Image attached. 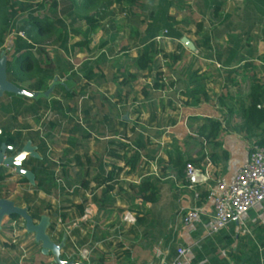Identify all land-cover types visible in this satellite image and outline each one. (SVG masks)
Instances as JSON below:
<instances>
[{"label": "crops", "instance_id": "1", "mask_svg": "<svg viewBox=\"0 0 264 264\" xmlns=\"http://www.w3.org/2000/svg\"><path fill=\"white\" fill-rule=\"evenodd\" d=\"M157 1L148 0L150 14ZM234 1H238L237 9L223 16L222 47L215 44L221 35L218 32L211 35L197 30L190 42L184 41L182 24L175 27L180 40L166 37L156 43L158 32L149 43L154 42L157 49L163 45L159 55L181 54V60H165L161 67L155 63L157 55L150 71L143 74L134 61L148 31H132L136 45L122 44L117 57L109 58L104 49L116 43L118 33L113 25L121 15L126 14V20H142L138 17L145 1L137 0L139 7H132L129 0H113L98 13L96 35L101 43L93 64L95 78L83 77L78 93L82 126L78 130V170L65 175L68 181H79V190L53 194L30 190L25 194L47 201V206L33 204L28 196L14 201L4 188L0 193V199L25 210L33 225L45 224L44 234L55 252L28 233L21 218L3 217L0 264H168L177 248L186 250L185 264H264V203L246 213L242 223L212 234V206L206 200L214 181L232 179L247 162L255 139L235 129L241 124V105H246L252 83L264 87V40L250 42L256 34L254 27L264 25V0L250 1V7L247 0ZM167 2L171 4L168 15L177 25L174 13L179 15L181 1ZM215 5L213 0H202L196 18L211 21ZM200 32L205 34L200 36ZM70 48L64 54L70 56ZM222 53L219 62L216 56ZM186 55L191 60L183 61ZM59 67L67 71L54 78L66 87L78 74L72 66ZM155 67L162 71L151 85L148 78ZM210 120L220 123L218 147L198 133ZM135 153L139 160L131 167ZM180 160L195 167L189 183L184 180V169L180 172L178 168ZM207 161L209 180L205 177ZM143 181L155 186V202L141 200ZM4 182L0 190L8 185ZM149 193L147 189L145 194ZM61 196L68 199L64 204H60ZM192 208L199 211L200 220L184 227L180 214Z\"/></svg>", "mask_w": 264, "mask_h": 264}, {"label": "rangeland", "instance_id": "2", "mask_svg": "<svg viewBox=\"0 0 264 264\" xmlns=\"http://www.w3.org/2000/svg\"><path fill=\"white\" fill-rule=\"evenodd\" d=\"M52 0H22L21 3H17V0H13L11 2L12 6L14 7V10L18 12V16L15 18L16 21L21 20L23 17L24 19H28L31 16H36L38 18H43L44 16L51 17L52 16V11H53V5H52ZM145 1V9L141 12V15L138 18H141L142 20L137 19L136 21L128 19L126 14L121 15V19L117 23H114V29L116 31L117 37H116V43L110 44L109 49H104L105 52H107V56L112 58V56L117 57L118 54L122 52V44H127L129 46H135L136 45V39L133 37L132 31H143L145 30V34L148 31L149 26L152 24L151 19H150V13L148 12V5L147 2L148 0H143ZM168 1V0H167ZM179 0H172V2H178ZM181 4L179 6V9L181 11L178 12L179 15H176V20H178L177 25H175L176 22L171 21L173 24V28L175 27H180L182 24L185 32L184 38H182L184 41H191V38L197 30L203 29L204 32H210L211 35H214L215 32H218L219 34L223 32L225 28V22H224V14L227 12H233L235 9L238 7V1L234 0H218V3L220 4L219 11L217 16L211 17V21L209 20H201L196 18L195 14L198 12L199 7L198 4L202 2V0H180ZM247 6L250 7V1L254 0H247ZM57 2V16L59 19L62 21L64 30L68 32V45L74 46L76 43H82L84 40L87 39L86 42H88L87 45V52H83L85 47H75L74 49H71L70 56L69 54L61 51L58 49L55 45H53L54 40L56 39V33L54 34L50 33L47 35L41 34L39 37L40 39V44L36 45L34 49L31 51L32 56L34 59L39 61V64L42 68H45L47 64L56 66H64L65 68L69 69L70 66L74 68V70L77 72V78L72 79L70 82L65 83L67 89L71 90L75 96L74 100L72 101H65L62 99V92L58 90V92L55 91V88L57 90V86L54 88L52 94L50 95L49 99L52 100H59L64 104V106H76V114L68 117L65 120H61L57 114L53 110L50 111H45V109L41 108V106H37L34 104L32 100L25 101V106H30L35 109L36 115L33 113H30L28 115H24L22 117H18L16 122L13 124V127L9 130V132L15 133V130H20L21 131V144L24 143L26 140H30L34 134H37L41 137V139L44 140L46 151H45V156L44 160H42L43 164V169L42 172L39 173L37 177V182L38 180L42 179H48L46 183L42 187H38L37 189L30 188L27 184H22L20 182V176L16 175L12 169H8L10 177L7 179L8 185L2 187L0 193H2V188H4V191L8 192L9 194H12V197L14 201L20 200L21 198H25V196L29 197V200L34 203H39L40 206H47L49 203L45 200H38V198L34 195L28 194L25 195L28 191H43L46 194H53L56 191H61L64 192L69 191V192H75L79 190V181L78 180H72L68 181L65 179V175L68 174L69 172H75L78 170V164L76 161V156H78V146H79V131L76 129V124L77 122H80V117H81V112H80V99H79V90L80 86L83 85L82 78H83V73L81 71V68L79 67L80 63H84L85 61L90 62V59L92 60L90 63H97L96 61L98 58H95L98 54L99 50V44L101 43L99 40V37L96 35L97 32H91L90 35L84 39L83 33L86 32L89 27L87 23L84 21V19H77L75 17V14L82 15L84 14L83 12L73 10L71 8L70 3L65 2L64 4L60 3L59 0ZM158 2V1H157ZM129 3L131 4L132 7H139L137 5V0H129ZM28 5V8L24 12V14L20 12V7L22 5ZM121 9L123 10V5H121ZM118 7H115L112 10H117ZM178 11V10H175ZM74 14V15H73ZM98 11H89L87 12V15L90 16H97ZM175 19V18H174ZM101 22V21H100ZM140 22H143V24H140ZM107 26H110V22H106ZM105 24V23H103ZM180 24V25H179ZM175 25V26H174ZM56 26V25H55ZM200 26V27H199ZM57 28V26H56ZM256 28V29H255ZM254 30H256V36L253 35L254 37L252 38L253 40L250 41L253 45L257 44V42L261 41L260 39L264 40V25H257L254 27ZM161 32V33H160ZM164 30L159 31V36H162ZM78 33V34H76ZM132 33V34H131ZM205 33L200 32V36H203ZM146 37L144 35L143 39ZM7 38V39H6ZM4 40V44L0 47V53L1 52H6L8 61L13 60V56H19L18 54H14L15 48L13 46V43H10L9 37L6 36ZM166 38V37H165ZM164 38V39H165ZM206 38V37H205ZM202 38V39H205ZM163 39H159L158 41H155L156 43L161 42ZM6 41V42H5ZM129 41V42H128ZM217 41V42H216ZM215 44L217 46L222 47L225 44V38L223 36V33H221L220 36L216 38ZM121 42L120 46H117V44ZM264 42V41H263ZM162 44H160L161 49ZM42 48L43 49V54L42 57L39 56L37 53L36 49ZM112 50V53H109V51ZM85 51V50H84ZM163 51V50H162ZM14 54V55H13ZM167 54V53H166ZM162 55V54H161ZM161 55H158L156 57L157 59L155 60V63H158V66L160 65L163 67L167 61L162 58ZM93 58H95V61H93ZM119 58V57H118ZM122 60V57H120V61ZM183 60V59H182ZM191 60V57L189 55L185 56V60L183 61H188ZM21 62V59L17 57L16 62H15V67L18 70V64ZM135 68V67H134ZM95 69V68H94ZM93 69V71H94ZM132 71L134 69H131ZM81 71V73H80ZM136 71V69H135ZM162 71L161 69H158L157 67L154 68L153 73L150 75V81L151 85L154 83V81H157V72ZM55 74L58 75L59 73L55 70ZM79 76V77H78ZM32 77V81H34L37 77ZM10 79V78H9ZM8 79V80H9ZM145 79V78H144ZM30 81H26L23 83H20V87L23 89H28ZM52 81H49L47 85H50ZM60 82V81H59ZM143 80H139L140 84H143ZM82 83V84H81ZM139 84V85H140ZM141 86V85H140ZM138 88L135 87V89ZM139 90V88L137 89ZM111 93V92H110ZM15 96V95H14ZM20 97V96H18ZM5 96L0 100V102L5 103ZM24 106V107H25ZM5 118L4 112L1 110L0 112V128L4 127L1 122ZM37 119V121H35ZM72 118V121L70 122L69 119ZM59 122V126L54 129L53 131H49L48 122ZM29 128V129H25ZM80 128L82 129V126L80 125ZM79 128V129H80ZM74 140V145H70V140ZM75 170V171H74ZM6 184V182H4ZM65 193V192H64ZM38 194V193H37ZM3 200V199H2ZM68 200L67 198L60 197V204H64ZM73 201V199H72ZM70 200V202L72 203ZM9 202V201H8ZM11 203V202H10ZM56 205V203H55Z\"/></svg>", "mask_w": 264, "mask_h": 264}, {"label": "trees", "instance_id": "3", "mask_svg": "<svg viewBox=\"0 0 264 264\" xmlns=\"http://www.w3.org/2000/svg\"><path fill=\"white\" fill-rule=\"evenodd\" d=\"M13 0H0V47L4 44V40L6 36L9 33H15L18 31L24 32L26 35L27 40L30 43H27L26 41L18 38V37H12L10 40V43H13V46L15 48L14 54H18L17 56L19 59H21V62L18 64V70L15 67V62L17 57L13 56L12 61H7V79L8 81L14 84L17 87H20V83L23 82H29L28 91L33 92H43L47 90L48 86L47 83L49 81H52L55 77V70L59 73L60 77H63L65 75L66 69H63L59 67V65L52 66L48 65L45 68H42L39 64V61L34 59L32 56L31 51L34 49V47L38 44H40L39 37L41 34L47 33V35L50 33L54 34L56 33V39L53 42V45H55L58 49H60L63 52H68V32L64 30L62 21L57 16V0H52L53 5V11L52 16H44L43 18H38L36 16H31L28 19H24V17L21 20L16 21V17L18 16V12L14 10V7L12 6L11 2ZM22 0H17V3H21ZM60 3L64 4L65 2L70 3L71 8L73 10H77L80 12H83L84 14L79 15L78 13L75 14V17L77 19H84V21L87 23L89 29L84 32L82 35L84 39H86L90 33L95 32L97 28L99 27V20L97 19L98 16H90L87 15V12L89 11H98L103 12L105 11L112 3L113 0H59ZM215 2V6L213 8L214 16H217L220 4L218 3V0H213ZM22 5L20 7L21 14L26 11L28 8V5L20 4ZM171 4L167 2V0H158V4L156 7L155 12L150 14V19L152 24L148 28L149 34L146 35L143 42L144 47L142 48L140 54L137 56V58L134 61V65L140 73H145L147 71H150L152 62L154 57L159 55L161 53L160 50L157 49L154 42H150V40L153 39L156 33H158L161 30H164L167 32L166 37L174 39V40H180L181 34H179L174 28L171 21L172 18L168 15V9L170 8ZM74 15V14H73ZM98 15V14H97ZM57 28H56V26ZM200 27V26H199ZM78 34V33H76ZM76 43L74 46H71V49H74L75 47H85V51H87V45L88 42ZM208 40L205 38L204 45H207ZM177 49H181V46H178ZM37 53L40 57H42L43 49L39 48L36 49ZM6 55V52H4ZM13 54V55H14ZM7 56V55H6ZM181 54H169V55H162V58L172 62L176 63L177 61L181 60ZM223 57V53L216 56V60L221 62ZM95 64V63H94ZM81 71L83 73V77L85 79L92 80L95 78V75L93 74V63H90L88 61H85L81 65ZM37 77L34 81H32V77ZM73 77H75V73L72 74ZM59 80V78H58ZM57 80V81H58ZM21 88V87H20ZM60 90L62 92V99L65 101H72L74 100L75 94L71 92V90L67 89L64 85L57 86V91ZM56 91V88H55ZM56 91V92H57ZM5 103L0 102V112L1 110L5 114V118L1 122V124L4 127H1L2 133L0 135V144L4 143L6 145L13 146L14 150H19L22 146L21 144V131L16 130L15 133L9 132V130L13 127V124L16 122L18 117H22L24 115H28L30 113H35V109L30 106H25V101L27 99L23 97L14 96L12 94H4ZM3 96V97H4ZM1 100V99H0ZM33 101V100H32ZM35 105L41 106V108L45 109V111L53 110L55 114L59 116L61 120H65L68 117L76 114V106H64L62 102L59 100H38L33 101ZM25 106V107H24ZM241 124H239L236 127V132L239 134H243L244 136L248 138H254L255 139V145H257L260 148L264 149V87L254 81L250 87V92L247 98V103L241 105ZM38 118H36L35 121H37ZM69 121H72V118L69 119ZM49 131H53L59 126V122H48L47 123ZM80 124L77 122L76 129L79 130ZM29 129V128H25ZM199 135H201L204 139L210 141L214 147H218V142H216L218 135L220 133V123L214 120L208 121V126H203L199 130ZM34 139H37L39 142L37 147L39 153L42 155V159L44 160L45 156V143L43 139H38L37 134H34L33 137L30 139L31 141H34ZM70 144L74 145V140H70ZM8 155H11V153H8ZM78 157H76V161H78ZM139 160V156L137 153H135L130 158L131 167H133ZM190 161L183 162L179 161L178 168L181 172L185 168V165L189 163ZM25 167H29L30 171L35 175V185L30 186L28 181L25 178L20 179V182L22 184H27L30 186V188L37 189L38 187H42L48 179H42L38 180L37 177L39 173L42 172L43 164L42 160H36L29 158L24 163ZM9 168L0 167V183L7 180L10 175L7 173ZM149 189L150 193L148 195L145 194L146 190ZM139 194L142 201L145 202H155L156 199V191L155 186L152 183H149L148 181H143L140 184L139 187ZM1 198V196H0ZM11 219H18L19 217L16 215L10 216Z\"/></svg>", "mask_w": 264, "mask_h": 264}, {"label": "built area", "instance_id": "4", "mask_svg": "<svg viewBox=\"0 0 264 264\" xmlns=\"http://www.w3.org/2000/svg\"><path fill=\"white\" fill-rule=\"evenodd\" d=\"M167 32L164 31L162 36L156 37L155 41L164 39ZM18 37L27 43H30L24 32L18 31L7 35ZM207 161L205 177L209 180L210 175ZM195 174V167L187 163L184 168L185 182H191ZM192 190V185L188 186ZM194 199H199V194L194 193ZM206 200L212 206L213 225L210 232L217 234L230 224L242 223L243 217L250 210L259 204L264 203V149L253 144L250 148L248 160L242 165L234 177L230 180L220 178L214 181V186L208 190ZM182 226L187 227L200 220V213L196 208L183 210L180 214ZM186 250L177 248L175 255L168 264H185Z\"/></svg>", "mask_w": 264, "mask_h": 264}, {"label": "water", "instance_id": "5", "mask_svg": "<svg viewBox=\"0 0 264 264\" xmlns=\"http://www.w3.org/2000/svg\"><path fill=\"white\" fill-rule=\"evenodd\" d=\"M7 56L4 52L0 53V99L3 98L4 94H12L20 96L28 100H48L56 86L61 85L57 78H53L51 84L47 90L43 92L27 91L23 88L17 87L7 79ZM2 130L0 129V135ZM14 148L4 143L0 144V167L13 169L14 173L22 178H25L30 186L35 185V175L22 167L23 162L27 158L39 159V155L36 152V147L32 146L31 142L28 141L19 152L14 155L7 156L8 153H13ZM16 215L25 222V227L28 233H34L36 239L43 243L44 248H52V245L48 242L45 234V224L38 226L33 225L31 218L27 215L25 210L15 207L12 203L0 199V222L3 217H10Z\"/></svg>", "mask_w": 264, "mask_h": 264}, {"label": "flooded vegetation", "instance_id": "6", "mask_svg": "<svg viewBox=\"0 0 264 264\" xmlns=\"http://www.w3.org/2000/svg\"><path fill=\"white\" fill-rule=\"evenodd\" d=\"M25 90H27V89H25ZM28 91V90H27ZM16 131V130H15ZM38 139H40L41 140V137L38 135ZM28 141H30L31 142V144H32V146H34V147H36V152L38 153V155H39V159L38 160H43L42 158V155L39 153V151H38V147H37V145H38V141H37V139H34V141H31V140H26V141H24V143L22 144V146L23 145H25V143L26 142H28ZM10 146V145H9ZM22 146L20 147V149L22 148ZM11 147H13V146H11ZM19 149V150H20ZM19 150H14L13 151V153L11 154V155H14L15 153H17V152H19ZM11 155H8L7 154V156H11ZM29 158H27L25 161H27ZM25 161L23 162V164H22V167H23V169H25V170H29L30 171V168L29 167H25L24 166V163H25ZM13 170V169H12ZM20 179H21V177H20ZM29 186V185H28ZM30 187V186H29Z\"/></svg>", "mask_w": 264, "mask_h": 264}]
</instances>
